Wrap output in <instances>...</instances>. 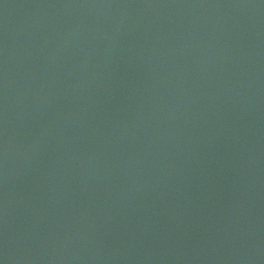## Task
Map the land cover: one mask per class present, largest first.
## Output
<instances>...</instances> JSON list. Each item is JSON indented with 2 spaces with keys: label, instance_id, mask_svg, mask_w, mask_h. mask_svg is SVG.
Masks as SVG:
<instances>
[{
  "label": "water",
  "instance_id": "1",
  "mask_svg": "<svg viewBox=\"0 0 264 264\" xmlns=\"http://www.w3.org/2000/svg\"><path fill=\"white\" fill-rule=\"evenodd\" d=\"M0 264H264V0H0Z\"/></svg>",
  "mask_w": 264,
  "mask_h": 264
}]
</instances>
